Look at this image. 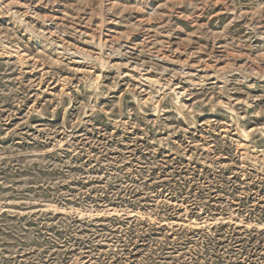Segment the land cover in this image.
<instances>
[{"label":"rangeland","instance_id":"obj_1","mask_svg":"<svg viewBox=\"0 0 264 264\" xmlns=\"http://www.w3.org/2000/svg\"><path fill=\"white\" fill-rule=\"evenodd\" d=\"M0 264H264V0H0Z\"/></svg>","mask_w":264,"mask_h":264},{"label":"bare ground","instance_id":"obj_2","mask_svg":"<svg viewBox=\"0 0 264 264\" xmlns=\"http://www.w3.org/2000/svg\"><path fill=\"white\" fill-rule=\"evenodd\" d=\"M169 93V92H168Z\"/></svg>","mask_w":264,"mask_h":264}]
</instances>
